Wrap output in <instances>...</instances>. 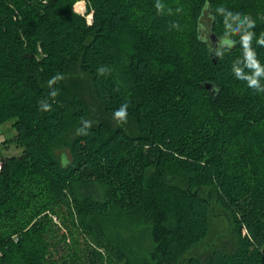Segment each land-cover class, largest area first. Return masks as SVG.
<instances>
[{
  "label": "trees",
  "instance_id": "trees-1",
  "mask_svg": "<svg viewBox=\"0 0 264 264\" xmlns=\"http://www.w3.org/2000/svg\"><path fill=\"white\" fill-rule=\"evenodd\" d=\"M79 1L0 0V264H264V0Z\"/></svg>",
  "mask_w": 264,
  "mask_h": 264
},
{
  "label": "clouds",
  "instance_id": "clouds-1",
  "mask_svg": "<svg viewBox=\"0 0 264 264\" xmlns=\"http://www.w3.org/2000/svg\"><path fill=\"white\" fill-rule=\"evenodd\" d=\"M156 8L158 10L161 8V4L159 2L156 4ZM225 12L229 17L228 19L225 20V24L227 25V27L225 28V31H228L229 28L233 30H239L242 25H245L247 28L250 29L255 24V20L251 19L250 17L248 16L241 17V14L239 11H231V10L225 9ZM231 18H237V23L233 24L231 22ZM252 35L253 33L251 31H244L242 33L241 39H242V43L244 46L245 61H244L243 66H241L239 62L234 64L232 67V72L234 73L235 77L238 80L246 81L248 87L255 89L257 92H264V84L261 83V78H264V65H261L259 61L255 59L254 53L249 47V41L251 40ZM224 43L230 45L232 41L225 40ZM257 43L264 44V37L258 38ZM245 68L251 69V71L246 72L244 70ZM105 71L106 69L104 67H100L97 69L98 73H104ZM56 79H58V77H53L52 79H50L48 82L49 86H51ZM56 94L57 93L55 89H53L49 93V95L53 97ZM40 107L43 110H47L48 108H50V105L47 102H42L40 104ZM127 117H128V104L127 103L121 104L119 108H117L113 112V118L117 122H121V123L125 122L127 120ZM87 125H88V122L86 121L85 127L81 129L80 131L86 132ZM60 163L62 166H67V164L69 163V160L67 157L61 156Z\"/></svg>",
  "mask_w": 264,
  "mask_h": 264
},
{
  "label": "rangeland",
  "instance_id": "rangeland-1",
  "mask_svg": "<svg viewBox=\"0 0 264 264\" xmlns=\"http://www.w3.org/2000/svg\"><path fill=\"white\" fill-rule=\"evenodd\" d=\"M75 8L78 12L81 14L87 13V4L85 0H80L76 3ZM88 18L92 17L91 12L87 13ZM203 28V34L209 38V31ZM0 134L4 138L3 144L0 145V154L1 157L11 156L14 154H19L22 150L21 147L16 146L15 141L10 140L9 138L13 137L15 134V130L13 129L11 122H8L6 124L0 125ZM6 140H10L8 142H5ZM60 153H67V148L63 147L59 150ZM231 227V224L229 223L227 219V215L224 213L221 207L218 205L214 208L212 211L211 219H210V232L208 237L205 239L203 243H201L197 249H202L207 244L209 245L216 237H219L220 235H223L227 230Z\"/></svg>",
  "mask_w": 264,
  "mask_h": 264
},
{
  "label": "water",
  "instance_id": "water-1",
  "mask_svg": "<svg viewBox=\"0 0 264 264\" xmlns=\"http://www.w3.org/2000/svg\"><path fill=\"white\" fill-rule=\"evenodd\" d=\"M210 37H211V40H212V45L215 46V47L219 46V44H220V42H219L220 39H219V37L217 36V34H216L215 32H212V33L210 34ZM214 61H216V57L214 58ZM206 87L209 88V89H211V88H212V84H211V83H207V84H206Z\"/></svg>",
  "mask_w": 264,
  "mask_h": 264
},
{
  "label": "built area",
  "instance_id": "built-area-1",
  "mask_svg": "<svg viewBox=\"0 0 264 264\" xmlns=\"http://www.w3.org/2000/svg\"><path fill=\"white\" fill-rule=\"evenodd\" d=\"M3 140H4V138L2 137V135L0 134V145L3 143ZM2 164H3V159L0 157V170H1V168H2ZM15 238V240H17V236H15L14 237Z\"/></svg>",
  "mask_w": 264,
  "mask_h": 264
}]
</instances>
